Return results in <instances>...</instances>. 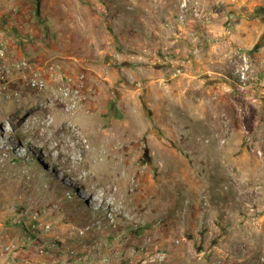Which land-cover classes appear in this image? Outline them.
I'll return each mask as SVG.
<instances>
[{"label":"rangeland","instance_id":"obj_1","mask_svg":"<svg viewBox=\"0 0 264 264\" xmlns=\"http://www.w3.org/2000/svg\"><path fill=\"white\" fill-rule=\"evenodd\" d=\"M6 36L0 264H264V0H0Z\"/></svg>","mask_w":264,"mask_h":264},{"label":"bare ground","instance_id":"obj_2","mask_svg":"<svg viewBox=\"0 0 264 264\" xmlns=\"http://www.w3.org/2000/svg\"><path fill=\"white\" fill-rule=\"evenodd\" d=\"M97 98V97H96ZM135 105V103H134ZM153 109V108H152ZM135 115H138L139 114V107H136L135 109ZM162 131H163V128H162ZM9 132H7L8 134ZM125 152H118L117 150L115 152H110V158L111 160L113 158H117V162H116V165L112 166L110 170H108V172H105L103 174H100L101 175V179L106 183V188L108 190V192L111 194V193H115V194H119L120 193V190L121 191H124L126 189V187L128 185H130L132 182V179H131V172L129 173H123L121 172V169L119 168V166H123L124 168L126 167L125 166V162L121 161L120 158L122 157H125ZM128 163V162H127ZM135 164H133L134 166ZM128 168V167H127ZM130 170V168H129ZM138 172V171H137ZM135 178V177H134ZM66 183V182H65ZM67 185L69 186L70 188V185L67 183ZM115 186H117V188L115 189ZM72 187V186H71ZM121 189H120V188ZM133 187L132 190L134 191H137V190H140L141 191V188H137L138 187V184H135L133 183ZM149 187V186H148ZM155 188V187H154ZM120 189V190H119ZM151 189V188H150ZM128 190V189H126ZM139 192V191H138ZM137 192V193H138ZM149 192V191H148ZM126 193V191H125ZM155 193V192H154ZM151 194V193H150ZM157 194V193H156ZM113 195V194H112ZM124 195V194H123ZM155 195V194H154ZM153 197V196H151ZM155 197V196H154ZM147 198V197H146ZM125 199V198H124ZM122 201V200H121ZM131 201V199H130ZM145 201V200H144ZM124 203V202H123ZM128 204V203H127ZM126 205V204H125ZM136 205V204H135ZM264 233V231H263Z\"/></svg>","mask_w":264,"mask_h":264},{"label":"crops","instance_id":"obj_3","mask_svg":"<svg viewBox=\"0 0 264 264\" xmlns=\"http://www.w3.org/2000/svg\"><path fill=\"white\" fill-rule=\"evenodd\" d=\"M3 33H4L3 35H7L10 33V31H4ZM7 38L8 39L2 37L0 38V41L4 40L5 42H7V45H8V56H7V59L4 60L5 65L8 66L10 64V59H11L12 38L11 37L10 38L7 37ZM16 79L17 78H15L14 80ZM5 84H7L9 87L4 88L2 87L3 85L0 84V102H2L3 104H8L9 102L12 101V98H14V100L15 98L16 99L20 98V100L24 98V96L22 97V92L21 90L18 89V84L16 82L6 81Z\"/></svg>","mask_w":264,"mask_h":264},{"label":"built area","instance_id":"obj_4","mask_svg":"<svg viewBox=\"0 0 264 264\" xmlns=\"http://www.w3.org/2000/svg\"><path fill=\"white\" fill-rule=\"evenodd\" d=\"M8 56V45L7 42L4 40L0 41V82L3 83L7 80L8 73L10 71V68L5 65L4 60L7 59ZM27 60L21 59L17 61V65L20 69L24 70L27 67ZM27 73H25L26 75ZM33 86L36 88L43 89L45 87V83L43 80L37 78V76H33L30 79Z\"/></svg>","mask_w":264,"mask_h":264}]
</instances>
